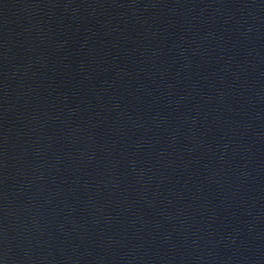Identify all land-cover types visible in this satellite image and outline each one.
<instances>
[{"label": "water", "instance_id": "1", "mask_svg": "<svg viewBox=\"0 0 264 264\" xmlns=\"http://www.w3.org/2000/svg\"><path fill=\"white\" fill-rule=\"evenodd\" d=\"M0 264H186L145 0H0Z\"/></svg>", "mask_w": 264, "mask_h": 264}]
</instances>
